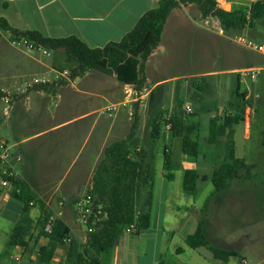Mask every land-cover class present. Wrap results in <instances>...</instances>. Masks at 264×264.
I'll list each match as a JSON object with an SVG mask.
<instances>
[{
  "label": "rangeland",
  "instance_id": "1",
  "mask_svg": "<svg viewBox=\"0 0 264 264\" xmlns=\"http://www.w3.org/2000/svg\"><path fill=\"white\" fill-rule=\"evenodd\" d=\"M183 12L184 14L180 15L179 18L175 17L169 21L160 48L148 60L146 70L148 87H152L157 81H160V86L146 98L145 106L141 112L140 125L135 140L144 149L149 148L147 135L150 130L151 119L157 112L169 113L175 109L177 110V102L182 103L185 114L186 104L191 105V111L188 114L194 113L197 116L190 117L186 115V121L199 123L201 127V149L208 147L206 144V114L203 111H198V105L206 103V106L211 107L215 104L217 107L215 114L221 118L224 115L225 104L231 99V92L237 85L238 76L235 71L244 67H258L264 64L262 58L257 54L222 38L217 39L198 29L195 23H200V15L194 6L186 7ZM239 34L254 44L264 43V20L256 22L252 29ZM7 41L0 36V77H12L21 74L20 71H25L21 67L15 66L17 63L16 60L13 62L12 56L7 57V53L16 51V47L11 45L8 39ZM53 65L57 69L68 67L64 61L62 51L57 54ZM205 73L211 74L201 75ZM200 76H207V83L211 90L209 94L201 93V99L196 102L189 98L187 91L189 90L192 96L193 85L198 82ZM31 78L30 76L21 80L18 88L11 87L7 91L10 93L7 95L8 99L10 100L16 93L21 92L24 82ZM79 78L82 84L80 88L89 89L88 86L93 85L94 87L90 90L94 94H98L101 90L100 81H97L98 78L106 79L107 82L112 81V76H106L96 71L87 72ZM239 87L241 91L249 89L253 92L249 95L251 96L248 99L250 106L245 109L244 123L235 127L236 156L244 159L248 165V174L245 170L240 172V176L245 180H237L229 190L215 193L210 176H208L207 180L198 181L199 193L196 196H188L182 190V172L175 170L173 171L174 179L172 181L166 180L163 170L162 147L163 144L173 145V139H167L165 142L160 140L152 146V152H155L153 160L155 183L150 214L152 220L160 213L165 199V205L168 207L169 212L173 211L174 213H177L176 209L178 207L181 209L192 207L193 210L200 213V210L206 205L208 215L210 217L212 215L213 221L219 223L220 229L212 235L214 240H210V244L221 249H234L245 260L246 264H258L261 261L264 262V72L260 73L253 83L239 80ZM57 92H61V95H64L65 98L78 97L79 104L69 108L63 107V103H61L57 109H54V113L49 111L37 117L34 114L25 113L19 104L12 116L16 127L13 129V137L9 134L10 130L1 125L5 122L4 113L9 105L3 99H0V140L3 141L2 139L8 138L10 143L7 145L9 146L17 141L16 138L14 139V135L18 138L27 137L39 130L46 129L52 124L78 117L85 111L100 112V109L109 106L107 102L99 98L77 96L64 86L60 87ZM122 114H125L123 106H119L117 112L111 116L107 113L95 112L93 117L59 131V133L70 134L71 139L67 142L68 146L65 153L54 163L49 161L52 156L47 153V149L37 154L32 152L42 149L38 146L40 141L14 147L12 145L9 153L18 154L22 152L25 159L35 158L36 161L30 170V175L35 178L34 181L39 183L36 182L33 187L38 192L57 191V196H60L61 188L74 175L79 173L81 178L84 173L82 169L89 167L98 142L103 138L104 123L117 116L124 120L125 115L122 116ZM95 117H99L101 121L91 132L85 146L75 158L76 152L88 134L90 124ZM125 130L123 135L116 136L113 134L108 144L122 140L129 132L127 127ZM219 138L223 140V138ZM187 160L192 168L197 165L196 161ZM72 162V166L67 170ZM49 163H51L49 169L53 166L55 169L44 172V168L48 167L47 164ZM85 192L86 185L84 182H80L75 189V194L81 197ZM74 219L67 222L70 228V238L73 240L76 250L81 251L86 243V229L76 223L75 217ZM2 223L0 222V255L6 251L5 244L9 235V232H7L8 227H3ZM166 236L167 240L172 238V247L182 244L179 240L180 236L175 235L172 237L169 233ZM61 249L62 256L56 257L53 264H62L65 258V248ZM163 259L160 258L162 262L165 260ZM231 261L238 263L239 259Z\"/></svg>",
  "mask_w": 264,
  "mask_h": 264
},
{
  "label": "trees",
  "instance_id": "2",
  "mask_svg": "<svg viewBox=\"0 0 264 264\" xmlns=\"http://www.w3.org/2000/svg\"><path fill=\"white\" fill-rule=\"evenodd\" d=\"M188 6L196 7L202 19L217 18L226 32L240 33L252 29L256 22L264 20V0L254 2L248 10L230 12L221 9L217 0H158L157 7L146 12L119 42H110L103 48H90L74 36L55 39L44 37L35 31L17 30L4 19H0V30L10 33L13 37L25 38L45 50L63 53L68 66V78L34 86L28 89L29 91L55 93L60 87L68 85L69 81L87 72L96 71L113 76L119 83L130 86L139 96L147 84V60L160 45L169 15L176 8ZM210 90L207 76H200L192 88L195 101L201 99V93L209 94ZM246 94V91L240 90L237 79L236 88L231 92V99L226 102L221 118L215 114V104L211 107L206 106V103L198 105L199 112L214 113L207 122L206 144L215 154V166L210 176L215 192L227 191L235 181L245 180L240 176L242 170L248 174L247 163L236 156L234 139L235 127L244 123L245 109L250 106V102L245 100ZM5 96L6 93L0 92V98ZM177 108L169 114L157 112L151 119L147 135L150 149L148 151L140 147L135 140L140 125V104L133 103L127 136L105 146L93 171L91 186L86 193L93 197L104 217L95 223L93 232H86V243L81 251L76 250L72 241L70 244L66 243V240L70 239V230L62 222L54 220L51 232H45L49 214L39 220L40 235L32 240L29 235L31 221L28 213L30 204L38 201L37 196L25 182L18 178L8 179L13 186L12 197L22 203L23 209L6 243L5 253L18 246L24 248L25 259H29L37 240L44 237L48 242L38 249V264H51L57 249L60 248H65L62 264H110L111 251L128 226L135 227V235L150 227L155 183V152H152V146L163 140L167 133L169 139H181V152L185 158L196 162L199 159L201 127L198 122L186 121V115L195 117L197 114H185L181 102H177ZM162 158L165 178L172 181L177 164L172 159L171 145L163 144ZM3 178L7 179L5 176ZM198 181L196 169L186 170L182 180L183 193L196 196L199 193ZM1 193L0 187V195ZM207 213L205 205L200 210L195 232L185 239L186 245L193 250H205L214 262L227 263L231 259H239V264H246L235 250L213 247L209 243L204 232ZM159 264H162L161 260Z\"/></svg>",
  "mask_w": 264,
  "mask_h": 264
},
{
  "label": "crops",
  "instance_id": "3",
  "mask_svg": "<svg viewBox=\"0 0 264 264\" xmlns=\"http://www.w3.org/2000/svg\"><path fill=\"white\" fill-rule=\"evenodd\" d=\"M256 1L258 0H217V3L221 9L228 6L229 10L226 12H230L241 9L248 10ZM157 4L158 0H0V19H4L12 28L17 30L35 31L44 37L55 39L74 36L90 48H103L110 42H119L126 33L134 28L138 20L144 14L156 8ZM185 8L179 7L171 12L166 21L162 37L169 21L175 17L179 18L180 15L184 14L183 11ZM199 19L200 23H195L198 29L220 39V37L202 28L201 23L204 19L201 17ZM0 36L4 37L7 41V36L1 30ZM15 50L14 53H7V57L12 56L13 62L16 60L17 63L15 66L21 67L25 71H20L22 72L21 74H16L12 77H0V92L5 93L9 91L11 87L18 88L20 86V81L30 76H46L52 80L56 71L67 70L66 68L57 69V67L53 65L57 54L61 53V51H47V53H43L17 48H15ZM157 50L151 54L148 60ZM148 60L145 67V76ZM207 74L211 73L201 75ZM111 79V82H107L106 79L102 80V78L97 79V81H100L99 84L101 85V90L98 94H94L93 91L90 90L94 87L93 85H89V89L85 87V89H81L80 86L82 84L80 78H76L70 81L68 85L64 86V88H67L77 96L99 98L107 102L109 106L120 104V106H123L125 109V114H122V116L125 115V118L122 120L117 116L109 122L104 123L103 138L98 142L96 151L93 153L90 160L89 167L82 169L84 173L81 178L79 173L74 175L68 183L61 188L60 196H57V191L50 192L47 190L38 192L37 189L33 187V185L38 182L34 181L35 178L30 175V170L33 168L34 162L36 161L35 158L25 159L22 152L10 154L11 158L9 164L11 169L17 174L19 180L25 182L31 188L38 199L35 203L30 204L28 213L31 221L29 235L32 236V240L40 235L39 220L42 219L45 214H49L54 220H58L68 227L67 222L75 217L73 209L74 202L79 198V195L75 194V189L79 186L80 182H84L87 192L88 188L91 186V177L95 166L101 159L103 149L108 145L110 137L113 134L116 136L120 134L123 135L124 131H126V127L129 130L133 103L139 102V114L141 116L146 98L160 86V81H157L149 88L148 79L146 77V88L137 96L134 95L135 92L130 86L119 83L113 76ZM187 95L190 99L195 101L193 93L191 96L189 90L187 91ZM5 98L6 96L0 99L8 103L9 107L4 113L6 117L5 122L1 123V125H4V128L10 130L9 134L11 137H13V129L16 128L12 116L15 114L16 107L19 104L21 105V109H24L25 113L34 114L35 117L42 113L46 114L49 111L54 113V109H57L61 103H63V107L69 108L79 104L78 97L65 98L64 95H61V92L58 93L57 91L55 93H47L44 91L27 90L25 93H16L14 97L10 98L9 102H7ZM186 106L190 107L191 105L186 104ZM101 110L102 109H100V112ZM95 112L100 113L99 111H85L78 117L52 124L46 129L39 130L27 137L18 138L14 135V139L16 138L17 141L12 145L14 147L16 145L19 146L34 141H40L38 146L42 147V149L32 152L37 154L47 149V153L52 156L49 161L54 163L65 153L66 147L68 146L67 142L71 139L70 134L59 133V131L93 117ZM186 114L188 113L186 112ZM205 114V124L207 125L210 114ZM100 121L99 117L93 119L90 124L89 132L77 150L75 158L80 154L91 132ZM126 136H124L123 139ZM167 139H169V136L166 133L163 141L165 142ZM2 140L6 145L10 143L8 138ZM0 142L2 141L0 140ZM172 143V159L177 164L176 170L178 172H182L184 175L186 170L196 169L199 182L207 180L208 176L212 175L215 166V154L209 146L201 149L199 161L197 160V165L195 164L196 166L192 168L187 158H185L181 152V139L175 138L172 140ZM12 145H7L8 150ZM147 150L150 151L149 148ZM23 159L25 160L23 161ZM73 162L70 163L67 170L72 166ZM50 164L51 163L47 164L48 167L46 166L44 168V172L55 169L54 166L49 169ZM165 202L166 199L164 200L160 213L151 220L150 227L147 230L141 231L137 235L130 233L123 234L111 251L110 264H159L161 257L165 259H163L164 262L161 261L162 264H239V262H232L231 260L233 259L229 260L227 263L220 261L214 262L210 259L209 254L205 250L190 249L186 245L185 239L188 235L195 232L200 213L193 210L192 207H185L183 209L178 207L176 209L177 213L173 211L169 212ZM22 209V203L12 197V189L2 188V193L0 195V222H3L1 224L3 227H8V239L15 224L21 217ZM208 214L209 213H207L205 219L204 232L210 243V240H214L212 235L220 231V229L219 223L213 221L212 215L210 217ZM68 229L70 230L69 227ZM168 233L172 235V237L175 235L180 236L179 240L182 244L172 247V238L167 240L166 234ZM27 239H29V236ZM70 240L73 242L71 238ZM47 242L48 240L46 238L40 237L29 259H25V250L22 247H13L8 250L7 253L4 251L0 255V264H38V249L46 245ZM229 250L234 249L230 248ZM61 256L62 249L60 248L57 249L53 260ZM258 264H264V262L261 261Z\"/></svg>",
  "mask_w": 264,
  "mask_h": 264
},
{
  "label": "built area",
  "instance_id": "4",
  "mask_svg": "<svg viewBox=\"0 0 264 264\" xmlns=\"http://www.w3.org/2000/svg\"><path fill=\"white\" fill-rule=\"evenodd\" d=\"M201 26L206 31L215 34L216 36L232 44H235L245 50L257 54L262 58V61H264V43L254 44L253 42L248 41L244 36H242L239 33L226 32L221 26L219 20L215 17H208L204 19L201 23ZM2 32L7 36V39L9 40L10 44L18 49L43 52V53H47L48 51L39 46H35L32 42L28 41L25 38L13 37L8 32L5 31ZM262 72H264V64L258 67H244L235 71V73L238 76L237 78L238 80L252 82V83L256 81V78ZM68 75H69L68 70L64 69L62 71H56L54 73L52 80H50V78L46 76L32 77L31 79L24 82L23 90L21 92L24 93L26 90L31 89L34 86L52 83L53 81L58 80L60 78L67 79ZM245 91L247 93L245 100H248L251 97L249 95L253 94V92L249 91V89H246ZM5 93H6L5 99L7 102H9L7 95H9L10 93L8 92ZM134 95L137 94L134 93ZM119 106L120 104L110 105L104 107L101 110V112L107 113L109 116H111L117 112ZM185 110L187 113H190L191 108L189 106H186ZM10 158L11 155L9 153L6 143L3 141L0 142V187L11 188L13 190V186L8 181V179H17V174L10 167L9 164ZM3 176H5L7 179H4ZM73 209H74V216L76 218V223H78L79 226L84 227L86 229V232L88 233L93 232L95 228V223L100 221L104 217V215H102V212L99 209V206L95 203L93 197L88 193H85L74 202ZM53 221H54L53 217H49V221L46 223L44 227L45 232L47 233L51 232ZM134 231H135L134 226H128L126 228L125 233L133 234ZM70 242H71L70 239L66 240L67 244H70ZM53 263L54 260L52 261L51 264Z\"/></svg>",
  "mask_w": 264,
  "mask_h": 264
},
{
  "label": "water",
  "instance_id": "5",
  "mask_svg": "<svg viewBox=\"0 0 264 264\" xmlns=\"http://www.w3.org/2000/svg\"><path fill=\"white\" fill-rule=\"evenodd\" d=\"M228 8H229L228 6H225L222 9L225 10V11H227V10H229Z\"/></svg>",
  "mask_w": 264,
  "mask_h": 264
}]
</instances>
